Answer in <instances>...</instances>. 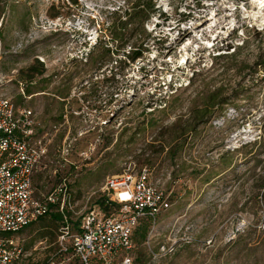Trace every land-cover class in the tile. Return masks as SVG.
<instances>
[{"label": "rangeland", "instance_id": "obj_1", "mask_svg": "<svg viewBox=\"0 0 264 264\" xmlns=\"http://www.w3.org/2000/svg\"><path fill=\"white\" fill-rule=\"evenodd\" d=\"M257 1L154 0L137 33L162 44L150 43L120 68L138 37L112 42L111 26L134 0H0L1 92L32 110L39 134L51 139L35 196L67 178L76 220L97 205L106 180L146 167L171 208L146 241L136 237L135 264H264V67L256 66L264 60V8ZM37 60L45 73L30 83L23 71ZM202 110L209 114L198 119ZM175 144L183 148L173 159ZM55 214L17 235L32 253L29 264L56 257Z\"/></svg>", "mask_w": 264, "mask_h": 264}, {"label": "built area", "instance_id": "obj_2", "mask_svg": "<svg viewBox=\"0 0 264 264\" xmlns=\"http://www.w3.org/2000/svg\"><path fill=\"white\" fill-rule=\"evenodd\" d=\"M39 127L35 113L19 109L0 86V264H29L32 253L17 235L53 209L63 220L58 252L46 264H135L131 254L135 232L142 220L156 223L171 208L167 193L151 183L145 167L136 176L106 180L97 205L74 220L72 215L77 214L67 178L52 192L35 196L34 177L51 145L46 132L39 134Z\"/></svg>", "mask_w": 264, "mask_h": 264}, {"label": "trees", "instance_id": "obj_3", "mask_svg": "<svg viewBox=\"0 0 264 264\" xmlns=\"http://www.w3.org/2000/svg\"><path fill=\"white\" fill-rule=\"evenodd\" d=\"M74 1L76 2L77 0H74ZM155 8L156 7H155L154 0H147L146 4H142L141 0H134V2H132L128 8L122 11L119 19L113 18V23L111 26L113 29V34H112L110 41L112 42L123 41L126 38L131 37L133 35H136L138 37L131 51L126 55V60H122L120 62L121 63L120 68H126L129 65V62L134 63L138 59H141L146 52L150 51L148 47L150 43L154 42V46H159L162 44V37H159V38L152 37V34H149L143 37L141 33L140 34L137 33V30L139 28L140 29L144 28V22L150 18V16L155 11ZM117 13L119 12H116L115 14ZM102 44H103V41H102ZM104 45H109V44L105 42ZM103 49L105 50L107 54H111V48L104 47ZM236 55H232V56L235 57ZM44 66L45 65L42 62L37 60L34 65H31L26 71H23V73L26 75H22V78H25L26 80H28V82L31 83L36 77L44 75L45 73ZM256 66L264 67V60H261V62H258ZM141 70L142 72H144L145 76L148 75V73L147 72L145 73L144 71L145 68L144 69L142 68ZM213 100H214V96L209 99L210 102H212ZM228 104L229 102H227V105ZM206 111L207 110L205 111L202 110L201 112L198 111L197 118L203 119L206 116H208L209 113ZM152 126H154L153 122H152ZM182 148L183 146H180V144H177V145L175 144L174 146L170 147L169 151H170V155L173 156V159L177 156V154ZM98 204L101 206L104 205L103 201L101 200L98 202ZM53 218L60 221L59 223H61V221L63 220V217L60 213L53 215ZM41 219H44V218H41ZM150 226H151L150 219L146 218L142 220L140 227L135 232V238L138 237L140 242L146 241Z\"/></svg>", "mask_w": 264, "mask_h": 264}, {"label": "bare ground", "instance_id": "obj_4", "mask_svg": "<svg viewBox=\"0 0 264 264\" xmlns=\"http://www.w3.org/2000/svg\"><path fill=\"white\" fill-rule=\"evenodd\" d=\"M257 4H258L260 10H262L264 8V0H258ZM263 20H264V18H263Z\"/></svg>", "mask_w": 264, "mask_h": 264}]
</instances>
